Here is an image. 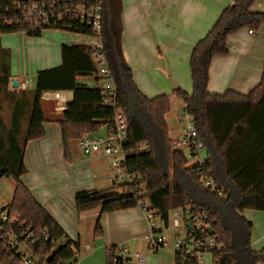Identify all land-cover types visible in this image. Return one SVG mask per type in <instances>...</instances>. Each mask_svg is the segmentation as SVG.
I'll return each instance as SVG.
<instances>
[{
    "label": "trees",
    "instance_id": "obj_1",
    "mask_svg": "<svg viewBox=\"0 0 264 264\" xmlns=\"http://www.w3.org/2000/svg\"><path fill=\"white\" fill-rule=\"evenodd\" d=\"M41 1L50 4L55 0ZM99 1L103 53L116 87L117 108L124 114L128 126L124 149L130 154L125 157L124 167L129 174L137 176L139 182L135 189L122 195L115 185L108 190L79 191L74 196L76 211L81 213L99 207L100 214H106L139 206L141 202L156 214L162 228H167L170 210L192 205L209 215L221 244V249L212 256L214 264H264V246L259 251L251 249L252 224L242 216L244 210L264 212V76L247 95L233 91L213 95L207 89L212 58L227 54V39L233 33L241 29L258 30L264 24V11L251 10L255 0H233L191 52L192 93L174 92L190 114L204 145L202 163L189 164L182 150L169 146L164 118L167 98L143 96L122 56L121 0ZM24 5L22 2L17 5L16 0H0V38L16 33L38 38L46 29L92 38L86 25L68 18L56 27L28 25L26 15L18 8ZM94 53L91 46L62 45L61 65L39 72L31 102L17 100L11 115L12 128L6 130L1 125L0 179L10 177L14 190L10 204L3 208L7 219L0 220V264H23V252L30 255L32 264H77L79 245L65 240L57 247L58 242L66 239L63 230L34 200L21 178L26 174L25 144L44 135L41 106L44 93L72 94L59 121L66 156L70 141L111 126L113 113L101 106V89L78 81V77L94 76L96 84L100 82ZM1 61L0 84L6 86L9 52L0 45ZM26 109H29L27 131L21 146L17 134ZM162 157L165 162L161 161ZM205 181L216 184L223 190V196L206 189ZM138 193L140 198L136 197ZM101 235L99 216L93 236L100 238ZM121 252L115 246L106 248L105 264H131ZM174 256L175 264H199L196 258L185 253Z\"/></svg>",
    "mask_w": 264,
    "mask_h": 264
},
{
    "label": "crops",
    "instance_id": "obj_2",
    "mask_svg": "<svg viewBox=\"0 0 264 264\" xmlns=\"http://www.w3.org/2000/svg\"><path fill=\"white\" fill-rule=\"evenodd\" d=\"M232 2L233 0H121L122 56L132 72L135 84L145 95L152 97L173 90L189 92L191 52ZM252 11H264V8L258 9L254 3ZM249 31L253 33L249 34ZM49 35L52 37L55 34L45 32L40 37H49ZM58 38V42L52 45L56 51L65 44L68 46L95 44V39L92 40L90 37H84L89 41L72 40L66 36ZM24 41L30 43L32 40L24 38ZM74 41L77 43L73 44ZM92 41L94 42L91 43ZM4 42L7 46L1 48L7 50L10 56L7 85L0 84V94H7L12 98L13 111L14 105L19 100V94L29 93L26 100L31 102L37 74L59 67L61 56L60 58H15V56L11 58L10 52L14 51L11 48V40L5 39ZM25 48L24 46L22 49ZM22 49H16V54L18 51L22 52ZM1 65L2 61L0 67ZM263 76L264 24L258 30L241 29L228 37L227 54L215 56L210 62L207 89L213 95H222L227 91L247 95L260 83ZM12 80L17 81V89L9 88ZM30 82H33L32 86ZM79 84L84 85L80 82ZM71 98L72 94L69 92L42 95L44 135L25 144L23 163L26 174L21 178V182L34 200L63 230L67 240H80L83 230L91 227L93 230L97 215L100 216L105 241L109 232H114L118 238L119 233L125 228L133 231L136 223L144 233L146 215L144 213L143 216L137 210L100 214V208L97 207L81 213L76 211L74 196L77 192L106 190V183H109L110 187L112 184H110V160L107 157L102 154L85 156L78 149L77 152H71L69 145L67 156L64 153L59 121ZM174 100L173 97L170 98V109L176 110V115L164 117L169 140L181 136L177 115L183 104L180 100L178 102ZM173 104H176L175 109L172 108ZM28 113L29 109H26V119ZM105 130V128L101 129L98 134H105ZM8 200L5 207L10 204L12 197ZM244 216L248 219L251 215L244 214ZM84 218L87 219L85 225ZM260 219L263 227L257 244L262 247L264 246V212ZM129 238L122 242L134 240ZM146 249L145 242L139 243L140 252L138 251L137 254L141 255L143 250L145 254L141 255V262L132 258V264H174L169 256L158 255V250L155 251L157 255L154 256L149 246L147 252Z\"/></svg>",
    "mask_w": 264,
    "mask_h": 264
},
{
    "label": "built area",
    "instance_id": "obj_3",
    "mask_svg": "<svg viewBox=\"0 0 264 264\" xmlns=\"http://www.w3.org/2000/svg\"><path fill=\"white\" fill-rule=\"evenodd\" d=\"M17 5L22 2L25 5L21 9L26 15V24L34 27H56L64 19L76 20L86 25L95 39L92 45L95 49L93 59L97 68L96 76L104 85L101 89V106L111 109L113 119L110 127H105V134L98 133L85 134L77 140V148L82 155L90 156L102 154L110 160V169L112 172V185L118 186V194H126L131 189H135L139 178L129 174L124 167L125 157L130 154L124 149L127 143L128 126L124 114L117 108L116 87L114 85L111 73L103 53L101 39L102 32V6L99 0H55L50 4H45L41 0H16ZM254 3L258 9L264 8V0H255ZM253 3V5H254ZM18 10V9H17ZM253 31H249L252 34ZM11 89V82L9 83ZM58 110V109H57ZM177 120L181 126V136L169 140V146L174 150L188 151L186 156L189 164L202 163L198 159V153L204 150V145L198 137L196 127L185 106L178 111ZM204 187L211 192L217 193L219 197L223 196V190L219 189L212 181H205ZM137 194V198H140ZM139 207L144 210L149 224L150 234L145 236L144 242L151 250H158L167 247L169 242L162 234V224L159 222L156 214L149 211L147 204L139 203ZM7 219L6 211L0 208V220L5 222ZM158 221V222H157ZM171 233L179 232L185 234L183 242L171 244L174 254L185 253L196 258L199 264L202 263V256H213L221 249V244L215 233L209 215L201 208L187 205L180 212L173 210L170 214V220L167 228ZM184 231V232H183ZM28 234V232H25ZM31 237L30 235H28ZM188 246L193 247V252L189 253ZM125 254L122 250L121 255ZM22 263L32 264L30 255L22 253ZM139 262L142 257L136 254Z\"/></svg>",
    "mask_w": 264,
    "mask_h": 264
},
{
    "label": "rangeland",
    "instance_id": "obj_4",
    "mask_svg": "<svg viewBox=\"0 0 264 264\" xmlns=\"http://www.w3.org/2000/svg\"><path fill=\"white\" fill-rule=\"evenodd\" d=\"M251 10H252V6H251ZM48 33V34H55L57 37H55V35H52V37H38V38H32V37H28L26 36L24 33H16V34H9V35H3L1 36V41H0V45L1 47H6L7 45H5V39L7 40H11V48H13V52H10L11 54V58H60V48H57V51L55 50V47H53L52 45H55V42H58L59 38L58 37H63L66 36L68 38H71L72 40H77V39H81V40H85L86 38H84L81 35L78 34H74L72 32L69 31H64V30H55V29H46L44 30L42 33ZM45 36V35H42ZM5 38V39H4ZM24 38L26 39H31L32 41H30V43H27L26 41H24ZM93 40V38H92ZM85 41H89V39L85 40ZM35 42V43H33ZM94 41H92L91 43H93ZM77 43L76 41L72 42ZM60 44H58L57 46L59 47ZM66 45V44H65ZM26 47L24 50L22 49L23 47ZM16 49H22V52L16 54ZM21 51V50H20ZM10 56V55H9ZM191 56V55H190ZM78 81L80 83H84L85 86H89V87H94V86H98L99 88L102 87L104 85V82H98L96 84L95 82V77L94 76H89V77H78ZM134 82V80H133ZM190 90L189 92H185L183 90H180L182 92H185L187 95H190L192 92V87H191V79H190ZM31 86L33 85V82H30ZM135 84V82H134ZM135 86L137 87V89L140 91V93L145 96L148 99H154L160 96H165L167 98V102H168V109L167 112L165 114V116H169V115H176V110L172 111V109H170V98L173 97L175 100V102H178V98L176 97V95L174 94V92L176 90H173L172 92L169 93H162L159 94L157 96H152V97H148L147 95H145L141 89L135 84ZM10 88V86H9ZM11 89V88H10ZM29 93H22L19 94V100H24L28 97ZM11 99L9 97V95L7 94H0V132L2 129L3 125L5 127L6 130H10L11 124V115H12V104H11ZM176 104H173L172 108L175 109ZM23 113H25V111H23ZM176 118V116H175ZM27 131V119H26V113L23 116V119L21 120L20 123V132L17 134L18 135V143L22 146L23 142L25 140V133ZM169 137V136H168ZM170 138V137H169ZM69 148L71 150V152H77V140H73L70 141L68 143ZM141 149H144L143 145L141 147ZM182 152L184 153L185 156H187L188 151L183 148ZM65 153V151H64ZM205 158V152L204 150L198 153V159L199 161H203ZM162 162H165V157L161 158ZM170 161V160H169ZM168 161V162H169ZM168 169H169V178L171 181L172 178V173H171V165H168ZM111 171V169H110ZM111 181H112V172H111ZM110 181V184H112V182ZM107 182V181H106ZM106 187L108 189H110V185L109 183H106ZM109 186V187H108ZM13 190H14V182L10 177H3L0 179V193H1V197H0V206L1 207H5L7 201H9L8 199H10L13 196ZM134 210H137L138 212H140L143 216H144V210L142 208H140L139 206H135L133 208H129V209H125V210H121V211H127V212H132ZM120 211V212H121ZM178 212H180V209H177ZM173 212V210H170V214ZM100 213V211H99ZM97 213V214H99ZM245 215H251L248 219L245 218ZM242 216L245 218L246 221H248L249 223L252 224V233H251V240H250V246L251 249L253 251H259L262 247H259L257 242L259 239V235H260V231H262V220L260 219L261 216H263V212H259V211H254V210H244L242 212ZM98 217V215H97ZM97 217L94 219L96 222ZM132 218V217H131ZM132 220L135 219L132 218ZM146 220V219H144ZM87 222V219L84 218V225ZM158 222V221H157ZM148 221H145V228L146 231L143 233L142 229H140L139 225H137L136 223V227L133 228V231H130V228H125L123 231H121L118 235V238L116 237V235L114 234V232H109L108 233V237L105 241V236H103V233L101 235L100 238H94L93 233H92V227L89 229H85L82 231V234L80 235V240L74 239L72 242L74 244H78L79 248H78V253L75 257V259L77 260V264H105L106 261V252L105 249L106 248H110L115 246L117 249L119 248V250L122 249H126L125 250V254L122 255L124 258H129L131 260V264H132V258H136V255L138 253V245L139 243L141 244L142 242H144V238L145 236L150 234V228H149V224ZM101 225V223H100ZM94 227V226H93ZM122 228V227H121ZM184 232V231H183ZM162 234L163 236H165L167 238V241L169 242L167 247L164 248H160L158 249V255H162V256H169L172 260V263L175 264V254H174V250L173 247H171V244H175L176 242H183L185 240V234L184 233H179V232H174L171 233L169 230L166 229H162ZM103 236V237H102ZM127 237H130L129 239H134L131 241H126V242H122L124 240H126ZM116 238H117V242H116ZM65 240L67 241V239H63L60 242L57 243V247L60 246L61 244H63L65 242ZM81 242V244H79ZM107 243H113V244H107ZM146 244V242H145ZM143 246V245H142ZM146 252L148 249V245L146 244ZM141 245H140V250L141 249ZM75 249V248H74ZM189 249V253L193 252V247L188 246ZM19 251H21V249H19ZM151 251V254L155 255V251ZM166 251V252H163ZM140 252V251H139ZM145 250H143L142 254L144 253ZM170 252V253H167ZM132 256H129V255ZM140 255V256H141ZM143 256V255H142ZM161 260V259H160ZM158 260V262L160 261ZM202 263L201 264H214L213 262V258L212 256L209 255H203L202 258ZM138 261V259H137Z\"/></svg>",
    "mask_w": 264,
    "mask_h": 264
},
{
    "label": "water",
    "instance_id": "obj_5",
    "mask_svg": "<svg viewBox=\"0 0 264 264\" xmlns=\"http://www.w3.org/2000/svg\"><path fill=\"white\" fill-rule=\"evenodd\" d=\"M11 86H12L13 88H18V83H17V81H16V80H12V82H11Z\"/></svg>",
    "mask_w": 264,
    "mask_h": 264
}]
</instances>
